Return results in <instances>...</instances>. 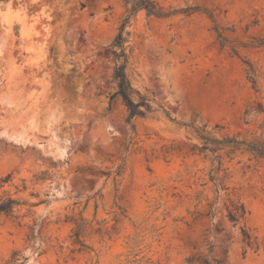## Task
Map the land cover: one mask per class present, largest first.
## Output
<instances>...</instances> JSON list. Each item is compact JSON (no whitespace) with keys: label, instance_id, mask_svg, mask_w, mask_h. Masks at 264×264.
<instances>
[{"label":"rangeland","instance_id":"obj_1","mask_svg":"<svg viewBox=\"0 0 264 264\" xmlns=\"http://www.w3.org/2000/svg\"><path fill=\"white\" fill-rule=\"evenodd\" d=\"M130 1L0 0V264H264V160L198 149L264 142V0L131 19L135 131L110 49Z\"/></svg>","mask_w":264,"mask_h":264},{"label":"trees","instance_id":"obj_2","mask_svg":"<svg viewBox=\"0 0 264 264\" xmlns=\"http://www.w3.org/2000/svg\"><path fill=\"white\" fill-rule=\"evenodd\" d=\"M6 1V0H3ZM131 5V9L129 10L128 16L122 22L119 32L115 37L114 41L110 45L111 54L114 58L115 69H114V79L116 81L117 90L116 93L112 96V99L116 97H120L123 104L127 107L129 116L128 122L131 125V128L135 131V125L133 124V120L136 117H146L148 114L152 113L153 107L151 105V101L147 99L145 96L141 95L137 90H135L131 84V81L127 74V68L129 65V54L128 50V42L130 33L126 31L129 26L131 19L140 11H146L148 16H154L156 18H167L170 17V14H166L164 9L160 7L156 2L152 0H131L128 2ZM190 11H195V9L188 8L185 10V13H190ZM219 39L223 46L228 43V39L224 36V32H220L218 35ZM234 52H236L234 50ZM251 71H253V75L249 77L252 81L254 89L257 87V80L255 79V69L251 66ZM260 114H264V108L261 104H258L257 108L253 106H249L245 112L246 120L252 116H257ZM204 140V145L199 147V154H204L207 158V153L216 154L220 150H224L227 147L232 148L233 151L244 149L245 152H249L255 156V158L259 160H264V142H256L250 143L246 141H238L231 138H225L222 140L210 139L205 136H201ZM210 145H215L216 148L211 147ZM195 154V153H194ZM216 159L219 161V165L216 168V174H218L222 167V156H216ZM211 179L213 181H217L218 178L214 175V170L212 171ZM12 204H14L11 201ZM0 211L2 208H0ZM246 208L244 205L237 207L229 212L228 218L231 223L237 225L243 220L246 216ZM242 233L245 241L249 246H252V238L250 234L242 229ZM17 260H15L16 262ZM205 264H208L206 262Z\"/></svg>","mask_w":264,"mask_h":264}]
</instances>
